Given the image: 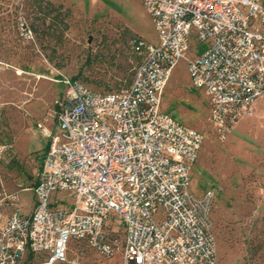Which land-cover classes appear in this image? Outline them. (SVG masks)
Segmentation results:
<instances>
[{"label":"built area","instance_id":"1","mask_svg":"<svg viewBox=\"0 0 264 264\" xmlns=\"http://www.w3.org/2000/svg\"><path fill=\"white\" fill-rule=\"evenodd\" d=\"M140 1L157 40L130 44L141 60L128 86L97 91L65 78L54 131L36 124L49 141L34 205L1 228L0 264L27 252L61 263L73 242L105 258L119 254L121 264H218L215 188L190 191L203 136L163 112L162 97L184 59L189 86L225 139L264 97V0Z\"/></svg>","mask_w":264,"mask_h":264},{"label":"rangeland","instance_id":"2","mask_svg":"<svg viewBox=\"0 0 264 264\" xmlns=\"http://www.w3.org/2000/svg\"><path fill=\"white\" fill-rule=\"evenodd\" d=\"M36 1L0 0V230L11 214L26 216L33 208L32 188L49 141L36 124L54 131V101L65 89L63 79L97 91L123 89L137 62L131 36L157 40L140 0H47L68 12L60 41L46 35L54 25L41 22ZM31 24L36 33L29 31ZM194 47L201 51L203 45L192 42ZM161 110L203 136L190 191L215 188L210 216L218 264H264V97L220 140L181 59L164 89ZM70 203L68 198L61 206ZM44 262L43 255L27 252L16 264ZM56 264H121V259L73 242L65 261Z\"/></svg>","mask_w":264,"mask_h":264},{"label":"trees","instance_id":"3","mask_svg":"<svg viewBox=\"0 0 264 264\" xmlns=\"http://www.w3.org/2000/svg\"><path fill=\"white\" fill-rule=\"evenodd\" d=\"M36 6V12L40 13L42 23H45L46 20L50 21V25H54V29H52L50 32H47V36L51 39H54L56 41H60L63 37V34L68 29L67 23L64 21V18L67 15V11H62L61 5H54L52 2L47 0H37L35 3ZM59 30V31H58ZM29 31L36 33L37 29L33 24L29 26ZM56 31L58 33L56 34ZM138 40H143L138 35H132L130 38V44L133 42H136ZM131 53L135 54L137 57L136 65L140 62L141 56L136 52L131 50ZM52 54H55V49H52ZM135 65V66H136Z\"/></svg>","mask_w":264,"mask_h":264},{"label":"crops","instance_id":"4","mask_svg":"<svg viewBox=\"0 0 264 264\" xmlns=\"http://www.w3.org/2000/svg\"><path fill=\"white\" fill-rule=\"evenodd\" d=\"M62 94V93H61ZM61 94H60V96H61ZM47 147V146H46ZM45 150H46V148H45ZM45 150L43 151V153L45 152ZM43 153H42V155H43Z\"/></svg>","mask_w":264,"mask_h":264}]
</instances>
